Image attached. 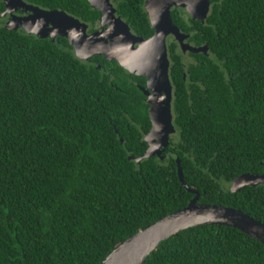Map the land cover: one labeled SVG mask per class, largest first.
Listing matches in <instances>:
<instances>
[{
    "label": "trees",
    "instance_id": "1",
    "mask_svg": "<svg viewBox=\"0 0 264 264\" xmlns=\"http://www.w3.org/2000/svg\"><path fill=\"white\" fill-rule=\"evenodd\" d=\"M21 1L64 11L88 33L98 27L85 0ZM144 1L111 0L132 34L149 39ZM209 6L203 23L169 13L186 42L206 53L186 58L167 44L176 138L163 161L139 164L151 129L145 79L102 56L77 59L65 38L38 39L0 20V264H100L188 205L194 195L180 184L175 159L198 204L264 225L263 184L228 190L236 177L264 173V0ZM5 11L0 0L1 18ZM143 264H264V246L203 225L161 242Z\"/></svg>",
    "mask_w": 264,
    "mask_h": 264
},
{
    "label": "water",
    "instance_id": "2",
    "mask_svg": "<svg viewBox=\"0 0 264 264\" xmlns=\"http://www.w3.org/2000/svg\"><path fill=\"white\" fill-rule=\"evenodd\" d=\"M85 1L100 15L98 27L92 33H88V25L64 11L44 10L21 0H3L6 11L2 17H10L5 29H22L28 35L38 39L49 38L51 41L57 37L65 38L77 59L85 61L94 56H102L107 61L116 62L127 73L143 77L145 87L140 89L146 96L151 122L148 135L157 124L161 130L162 148L156 150L147 147L145 153L134 161L139 164L152 156L163 160L160 155L169 144V135L174 132L171 123L172 88L168 76L166 40L173 38L182 53L206 52V48L195 49L184 43L187 36L171 23L169 13L171 8L180 7L193 21L203 23L209 13V0H145L144 11L154 31L149 39L132 34L129 26L116 16L111 0ZM19 9L22 14H29L24 17L15 15ZM175 161L180 184L194 195L188 205L117 245L100 264H143L161 242L183 230L203 225L236 229L264 246V225L261 222L240 210L198 204V193L186 186L179 162L177 159ZM260 184L264 185V173L261 176L243 174L231 180L228 190L235 193L246 186L255 187Z\"/></svg>",
    "mask_w": 264,
    "mask_h": 264
},
{
    "label": "rangeland",
    "instance_id": "3",
    "mask_svg": "<svg viewBox=\"0 0 264 264\" xmlns=\"http://www.w3.org/2000/svg\"><path fill=\"white\" fill-rule=\"evenodd\" d=\"M173 9H179V10H184V9H182V8H180V7H177V8H171V10H173ZM170 10V11H171ZM185 11V10H184ZM185 13H186V11H185ZM187 14V13H186ZM19 15H21V14H19ZM188 15V14H187ZM9 18V20H10V17L9 16H6V17H2L1 19L2 20H5V19H8ZM8 20V21H9ZM168 40V41H167ZM166 40V44H168L169 42H174L178 47H179V45H178V43L173 39V38H168ZM186 44V43H185ZM177 47V48H178ZM195 48V47H194ZM201 49H204L205 47L203 46V47H200ZM195 49H197V48H195ZM179 51H180V48L178 49ZM180 53L183 55V56H185V57H187V52L186 53H182L181 51H180ZM206 53V52H205ZM172 122V121H171ZM173 126V125H172ZM174 134H176V131L174 130V132H173V134H170L169 135V139L174 135ZM143 141L144 142H146V145H147V147H150L151 149H158V150H160L161 148H162V139H161V130H160V127L156 124L154 127H153V130L151 131V134H147V135H145L144 137H143Z\"/></svg>",
    "mask_w": 264,
    "mask_h": 264
},
{
    "label": "flooded vegetation",
    "instance_id": "4",
    "mask_svg": "<svg viewBox=\"0 0 264 264\" xmlns=\"http://www.w3.org/2000/svg\"><path fill=\"white\" fill-rule=\"evenodd\" d=\"M16 15L17 16H24V15H19L18 13H16ZM0 20L1 21H3L4 23H7V21L9 20V18L8 19H5V20H2L1 19V16H0ZM168 41V40H167ZM184 43H186V44H188L187 42H186V40L184 41ZM188 45H190V44H188ZM191 46V45H190ZM178 47V46H177ZM191 47H193L194 48V46H191ZM180 47H178V49H179ZM180 51H181V49H180ZM187 53H189V52H187ZM187 58V57H186ZM186 58H185V60H186ZM174 138H176V134H174L171 138H170V141H173L174 140ZM168 148H166L162 153H161V155H160V157H163V160L170 154V152L171 151H169V149H171V146H167ZM157 157V156H156ZM157 158H159V157H157ZM163 160H161V161H163ZM229 186V185H228Z\"/></svg>",
    "mask_w": 264,
    "mask_h": 264
}]
</instances>
